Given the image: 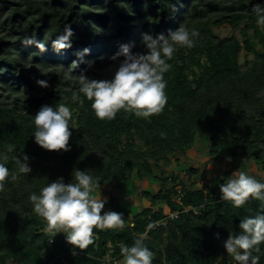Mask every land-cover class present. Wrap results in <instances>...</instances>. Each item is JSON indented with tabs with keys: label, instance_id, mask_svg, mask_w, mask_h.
<instances>
[{
	"label": "trees",
	"instance_id": "16d2710c",
	"mask_svg": "<svg viewBox=\"0 0 264 264\" xmlns=\"http://www.w3.org/2000/svg\"><path fill=\"white\" fill-rule=\"evenodd\" d=\"M258 3L264 0H0V151L15 145L10 173L16 170L14 155H27L32 169L0 192V264H107L110 259L121 264V246H131L149 223L154 227L147 229L144 243L154 253L153 264H234L224 241L240 232L241 219L264 212V201L249 199L235 208L219 191L241 161H254L264 171V29L251 13ZM65 24L71 25L72 47L57 54L50 39ZM181 24L199 36L169 62L168 100L159 114L145 120L121 111L101 121L90 102L83 107L71 102L75 84L63 74L74 61V75L84 71L91 79H111L123 59H112L121 45L142 52L144 33L167 35ZM223 25L239 30L241 39L221 37L215 30ZM25 35L40 41L47 35L46 51L21 43ZM51 65L59 69L49 72ZM61 102L74 121L70 150L48 151L35 143L32 119L42 106ZM199 133L207 138L211 161L231 157L232 163L222 177L197 188L200 169L189 167L183 178L166 172L164 164L189 157ZM74 169L98 177L96 190L130 187L135 175L152 179L158 189L137 195L148 206L134 215L122 199L108 198L103 211L121 213L127 225L94 230L93 245L74 249L65 234L46 231L28 199L58 178L72 182ZM253 255L264 264V244Z\"/></svg>",
	"mask_w": 264,
	"mask_h": 264
},
{
	"label": "clouds",
	"instance_id": "9594fccd",
	"mask_svg": "<svg viewBox=\"0 0 264 264\" xmlns=\"http://www.w3.org/2000/svg\"><path fill=\"white\" fill-rule=\"evenodd\" d=\"M251 13L255 17L257 28L264 29V4H255ZM72 35L71 25L65 24L60 34L55 39H50L53 50L59 54L62 50L70 49ZM198 36V30H189L184 24L170 30L167 35L153 36L144 33V51L133 52L129 45H121L120 50L112 57L114 61L120 57L123 59L115 68L111 79H91L84 71L74 75V68L77 67V61H74L63 74V79L75 84L71 102L80 107L84 106L85 101L90 102L96 118L101 121H111L121 111L136 118L150 119L159 114L167 103L165 74L172 67L169 62L179 49L192 48ZM47 39V35L43 41L25 35L21 43L35 45L43 52L46 51ZM87 53L88 50L85 49L84 54ZM87 63L91 65L90 61ZM37 83L41 87H48L44 80ZM32 123V136L42 149L65 152L70 150V124L74 121L68 104L61 102L55 107L42 106L33 117ZM14 151L15 145L12 144L5 145L4 150L0 151V192L6 190L9 182L32 171L27 155L22 158L14 155L11 159L15 162L16 170L10 173L7 163L10 159L9 153ZM226 159L231 161V157ZM72 175V182L65 183L62 177L58 178L43 186L38 193H30L28 199L34 214L45 222L48 233L54 236L63 233L67 243L74 249L85 250L94 244V230L121 228L124 218L121 213L103 211L106 200L94 195L100 184L98 177L90 170L74 169ZM219 191L220 199L235 208L244 206L249 199L264 201V182L258 181L245 171L232 172L219 185ZM153 227V223L147 225V229ZM239 228L238 234L230 235L224 241L226 253L237 264H258L259 256H254L253 252H259L260 245L264 244V212L244 217L240 220ZM147 229L139 234L131 246H121L123 264H153L154 253L144 243L148 237Z\"/></svg>",
	"mask_w": 264,
	"mask_h": 264
},
{
	"label": "rangeland",
	"instance_id": "374dc122",
	"mask_svg": "<svg viewBox=\"0 0 264 264\" xmlns=\"http://www.w3.org/2000/svg\"><path fill=\"white\" fill-rule=\"evenodd\" d=\"M244 25H241L240 28H242ZM216 33H218L221 37H229L232 34H236L239 39H241L239 30L233 32V30L228 25H223L221 28L215 30ZM244 56L245 52L243 51L241 53V62H244ZM252 56H250V59ZM117 63V62H116ZM116 65V64H115ZM111 66H108L106 71H111ZM59 69L56 65H51L48 70L49 72ZM206 136L204 134L199 133L196 140L195 147L190 150L187 156H181L179 159L180 162H176L174 159L171 160L172 162L170 164L165 163L164 169L168 173L176 172L180 175V177H188V175L185 173L186 170L189 167H194L200 169L199 171L200 176L202 178H199L197 183V188H199L202 184L207 182V179H212L215 177H222L229 168L227 167L228 164L232 162L223 161L222 163L220 161H211L210 156L207 152V143H206ZM224 157V156H223ZM225 160V159H224ZM240 170L245 171L249 175L253 176L255 179H264V171H260V169L257 167L256 163L254 161L244 160L240 163V168H232L230 173ZM159 174V172H157ZM157 184L151 179V180H145L140 181L134 176V180L130 187H124L121 190H117L115 186L112 187H102L99 190H96L94 195L97 198H102L104 200H107L111 196H116L120 200L123 201V206L129 211L131 215L136 214L139 212L143 206H148V204L142 200L137 199V195H141V193L144 190L151 191L153 190L156 192L157 190ZM125 202V203H124ZM168 211V210H166ZM124 225H127V222H124ZM123 264V261L121 262ZM234 264H237V262L234 261Z\"/></svg>",
	"mask_w": 264,
	"mask_h": 264
},
{
	"label": "built area",
	"instance_id": "2783aa9c",
	"mask_svg": "<svg viewBox=\"0 0 264 264\" xmlns=\"http://www.w3.org/2000/svg\"><path fill=\"white\" fill-rule=\"evenodd\" d=\"M166 213H168V212H166ZM168 214H169V213H168ZM169 215H170V218H171V219H177V218L179 217V214L176 213V212H175V213H170ZM163 223H164V222H163ZM158 226H159V225H158ZM107 264H119V262H118V260H116V259L113 260V261L110 259V260H107Z\"/></svg>",
	"mask_w": 264,
	"mask_h": 264
},
{
	"label": "crops",
	"instance_id": "0c3cea01",
	"mask_svg": "<svg viewBox=\"0 0 264 264\" xmlns=\"http://www.w3.org/2000/svg\"><path fill=\"white\" fill-rule=\"evenodd\" d=\"M125 222V221H124ZM125 224V223H124Z\"/></svg>",
	"mask_w": 264,
	"mask_h": 264
}]
</instances>
